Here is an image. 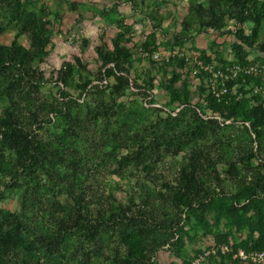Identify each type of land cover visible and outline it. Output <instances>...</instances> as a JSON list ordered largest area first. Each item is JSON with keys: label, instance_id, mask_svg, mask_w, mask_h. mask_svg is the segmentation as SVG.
<instances>
[{"label": "trees", "instance_id": "16d2710c", "mask_svg": "<svg viewBox=\"0 0 264 264\" xmlns=\"http://www.w3.org/2000/svg\"><path fill=\"white\" fill-rule=\"evenodd\" d=\"M130 1L132 5L137 3L136 0ZM29 4L30 0H0V9L9 23L15 24L21 35L28 33L30 40L29 49L17 40L0 46V204L10 197H7L9 193L15 194L18 204L15 212L0 208V264L54 262L57 256L64 257L62 246L69 238H88L100 247L103 236L113 233L117 234L124 254L116 251L117 255L110 264H149L148 239L154 234L151 222L156 221L153 214H147L146 210L151 206L147 197L141 201L143 210L135 205V197H129L126 205L101 201L91 187L85 185L84 169L96 157L113 163L116 174L138 169L150 176L164 157L176 156L189 148L190 156L182 165L176 181L184 198L180 202L190 212L199 209L204 213L213 205L214 199L207 201L208 193L202 188L200 174L206 171V166L210 167L212 159L201 145L211 138L210 141L221 140V135L232 128L247 133L251 146L255 144L256 153L250 151V157L264 152V96L254 95L244 88L252 80L247 78L246 83L241 80L228 83V94L217 101L208 90L205 74L201 71L193 74L194 56L170 55L162 64L164 68L170 67L163 88L171 101L180 106L177 113L168 112L165 118L145 122L137 115L138 109L147 110L145 105H107L103 97H97L103 95L102 92L94 94L98 101L88 106L85 115L74 113L81 105L79 100L64 102V112L50 106V114L60 112L64 124L50 138L40 139L36 129H32L40 123L39 116L31 111L27 115L22 112L21 106L30 102L23 91L17 89L23 81H34L35 85L31 86L37 89L44 80L39 67L49 56L50 41L44 37L48 23L40 14L28 11ZM226 17L238 25L236 41L232 45L236 61L215 62L209 57L197 56L199 60L215 67L252 64L264 72L262 63L261 66L247 59L255 47L258 30L264 24V0H209L206 6L196 3L189 7L182 26L189 28L191 22H197L203 28L218 31L224 27ZM247 23L253 25L249 34L241 28ZM125 35L122 33L121 38ZM150 39L152 41H146L139 48L143 58L155 66L157 60L152 59L154 36L150 35ZM89 43L83 39V48H89ZM257 46L264 52V42ZM93 52L99 63L96 71L99 85L96 87L107 88L110 85L108 79L113 77L115 84L110 89L118 98L130 83L137 86V79H131L130 73L132 55L121 46L119 37L114 39L110 49L101 44L93 47ZM74 70L91 73L81 58L74 57L73 61L62 63L55 82L71 87ZM182 70L189 71L203 83L196 101L187 87L188 81L182 79ZM87 84L76 85L85 96ZM147 87H153L151 80ZM141 95L146 96L145 93ZM218 144L220 151L223 144ZM233 170L235 167L230 165L227 175H232ZM244 198L248 203L243 208L236 207V203ZM93 203L99 206L92 208ZM135 207L139 209L137 213L132 209ZM248 211L253 214L250 220L244 219ZM226 214L236 231L248 222V239L240 246L230 247L232 253L239 250L264 253V178L256 181L252 189L244 188L232 195ZM151 242L155 250L163 244V241ZM224 245L229 246L224 238L219 237L215 248ZM41 252L48 256L44 259L38 257ZM209 259L222 260L225 264H251L232 259V254L217 253L210 255Z\"/></svg>", "mask_w": 264, "mask_h": 264}, {"label": "rangeland", "instance_id": "374dc122", "mask_svg": "<svg viewBox=\"0 0 264 264\" xmlns=\"http://www.w3.org/2000/svg\"><path fill=\"white\" fill-rule=\"evenodd\" d=\"M136 1L137 7L132 5L130 0H30L28 11L35 15L40 14L48 23L44 37L50 41L49 56L39 67L44 80L37 85V89L32 88L34 81H23L17 89H21L30 102L21 106L22 112L27 115L31 111L39 116L40 123L32 129H36L35 133L40 139L50 138L63 127L60 112L50 114V106L64 112V102L69 99L81 102L74 111L79 115H85L88 106L98 101L97 97H103L107 105L114 107H117L118 103H123L126 107H131L133 103L145 105L147 110L138 109L137 113L145 122L148 119L155 121L165 118L168 112L177 113L180 106L171 101L163 88L164 82L168 80L167 72L170 67L164 68L162 64L173 51L184 55L209 57L215 62L236 61L232 45L236 41L238 25L234 20L226 17L224 27L218 31L203 28L197 22H191L189 28L182 26L190 6L196 3L206 6L209 0ZM252 27L251 23H247L241 28L245 34H249ZM0 30V46H7L17 40L20 45L29 49V34L21 35L15 24L9 23L2 9ZM122 33L126 34L123 38ZM150 35L154 36L155 54L159 55L157 59L152 55V59L157 60L155 66H151L146 57L143 58V52L139 48L146 41H152ZM118 37L121 46L127 48L132 55L130 73L131 79H137V86H134L133 82L130 83L125 87L122 96L116 98L110 89L115 84L113 77L108 79L110 85L107 88L96 87L99 85V75H96L99 63L93 47L102 44L110 49L114 39ZM83 39L89 40V48H83ZM263 42L264 24L259 28L255 47L248 55L249 62L264 65V52L257 46ZM74 57L81 58L91 73L74 70L71 87L66 88L60 82H55L56 72L62 63L71 62ZM181 75L183 81H188L187 87L192 93L193 101H196L199 88L204 87L203 83L191 76L189 71L182 70ZM149 80L152 88L147 87ZM86 82L88 84L85 96L76 85ZM252 84H245L244 88L249 93H252ZM102 92L103 95L95 97L94 94L100 95ZM64 93L67 96H64ZM221 136V140L210 141L211 138L209 142L201 145L202 148L205 147L204 152L209 153L210 160L212 159V166H206V171L200 174L202 188L208 193L207 201L214 199L213 205L204 213L199 209L190 212L180 202L184 201V198L176 181L182 165L190 156L189 148L176 156L164 157L150 176L138 169L116 174L113 163L100 161L96 157H93L84 169L85 185L91 187V191L101 201L109 200L112 204L121 202L126 205L129 197H135V205L141 208L142 199L147 197L151 204L146 210L147 214H153L156 221L151 222L154 234L148 239L149 264H186L200 257L204 258L203 264H225L222 260L209 259L211 250L217 245V239L224 238L231 248L240 246L248 239V222L242 225L240 231H236L226 216V210L231 204L232 195L242 192L244 188L252 189L256 181L264 178V152L249 156L250 151L256 153V149L255 144L251 146L252 141L247 133L230 128ZM221 142L222 149L218 151V143ZM230 165H233L235 170L231 172L232 175H227ZM211 194L216 197L211 198ZM9 195L10 197L0 204V208L15 212L18 205L16 196L9 193L7 197ZM222 196L225 198L219 199ZM203 197L204 195L201 200ZM247 203L245 198L241 199L239 204L236 203V207L243 208ZM98 206V203H93L91 207ZM138 208H132L134 213H137ZM252 215V212L248 211L244 219L250 220ZM102 240L101 246L97 247L88 238H69L62 246L64 257L60 259L57 256L54 262L46 264H110L117 255L116 251L120 255L124 254L123 247L119 246L117 234L105 235ZM154 240L163 241L156 250L151 242ZM201 252L203 253L198 257ZM37 256L44 259L48 255L41 252Z\"/></svg>", "mask_w": 264, "mask_h": 264}, {"label": "built area", "instance_id": "2783aa9c", "mask_svg": "<svg viewBox=\"0 0 264 264\" xmlns=\"http://www.w3.org/2000/svg\"><path fill=\"white\" fill-rule=\"evenodd\" d=\"M171 56L184 57L183 53L173 51ZM169 55V56H170ZM158 54H154L153 58L157 59ZM168 60V57L166 58ZM188 58H186V61ZM195 64V69L193 74L199 71L203 72L206 76V84L211 95L217 100L221 101L228 94V83L231 81L241 80V82L246 83L247 78L252 79L253 83L252 93L254 95L260 94L264 95V72L260 71L257 66L252 64L247 65H226L224 67H215L211 64L204 63L197 56L193 57ZM105 83V82H104ZM217 253L221 255L232 254V259H237L242 262L251 264H264V253L263 252H249L246 253L242 250L232 253V249L229 246H219L212 249L210 254L216 255ZM209 254V253H208ZM209 254V255H210ZM204 258H198L192 261L190 264H201Z\"/></svg>", "mask_w": 264, "mask_h": 264}]
</instances>
